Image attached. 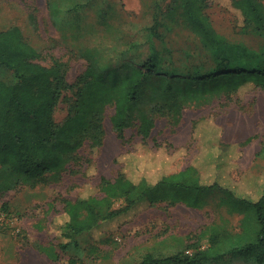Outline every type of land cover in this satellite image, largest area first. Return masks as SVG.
<instances>
[{"label": "trees", "instance_id": "obj_1", "mask_svg": "<svg viewBox=\"0 0 264 264\" xmlns=\"http://www.w3.org/2000/svg\"><path fill=\"white\" fill-rule=\"evenodd\" d=\"M210 1L173 0L167 15L171 20L180 16L199 39L206 52L205 63L199 66L192 61L174 67L156 50L142 63L128 58L116 67L104 68L90 57L84 73L71 84L68 65L59 60L44 65L43 55L27 43L20 28L0 32V68L14 76L13 83L0 81V196L21 187L59 183L65 173H74L71 168L83 159L79 151L85 144L92 153L103 146L109 109L114 111L110 120L119 139L136 127L146 140L158 119L178 126L188 106L246 90L264 91V3L229 0L243 27L240 37H229L208 15ZM61 105L67 115L58 122ZM212 123H196L200 153L188 168L170 171L166 161L156 160L148 176L138 177L126 166L115 180L102 178L94 192L86 186L75 201L64 200L58 249L40 246L39 251L58 263L61 253L79 248L78 237H95L106 224L117 223L119 228L143 209L167 203L208 208L217 219L188 247L192 253L166 258L149 254L139 264H217L230 258L264 264V179L257 185L249 181L250 196H239L229 171L237 167L240 146L225 143ZM212 166L216 171L210 170ZM118 201L123 204L116 208ZM7 208L3 204L0 210ZM110 241V234H104L95 242ZM67 264L81 263L70 258Z\"/></svg>", "mask_w": 264, "mask_h": 264}, {"label": "rangeland", "instance_id": "obj_2", "mask_svg": "<svg viewBox=\"0 0 264 264\" xmlns=\"http://www.w3.org/2000/svg\"><path fill=\"white\" fill-rule=\"evenodd\" d=\"M172 4L173 0H0V32L20 28L27 43L43 55L44 65L55 60L68 65L71 84L84 73L90 57L104 68L116 67L128 58L142 63L156 50L174 67H186L192 61L196 66L204 64L206 52L199 39L180 16L175 20L167 16ZM230 4L229 0H211L207 13L219 32L240 37L241 17ZM0 81L13 83L14 76L0 68ZM113 114V109L107 111L103 146L92 153L85 144L79 151L83 159L71 168L74 173H65L59 183L21 187L0 196V208L8 206L7 211L0 210V264H67L70 258L81 264H139L149 254L166 258L192 253L188 247L216 221L217 214L208 208L170 207L167 203L143 209L119 228L117 223L106 224L95 237H78L79 248L61 253L58 263L38 247L58 249L63 201H75L86 186L94 192L102 178L115 180L126 166L136 170L138 177L148 176L156 168V160L166 161L170 171L188 168L200 153L195 132L201 120L212 121L225 143L239 145L244 151L241 167L231 170V177L239 178L245 170H264L262 90L222 95L188 106L178 126L158 119L146 140L136 127L119 139L110 120ZM66 115V107L61 105L56 120L61 122ZM146 158V164H132ZM210 170L216 171L214 166ZM122 204L118 201L115 207ZM237 222L235 219L234 224ZM104 234H110V244L96 243ZM217 264L257 263L230 258Z\"/></svg>", "mask_w": 264, "mask_h": 264}, {"label": "crops", "instance_id": "obj_3", "mask_svg": "<svg viewBox=\"0 0 264 264\" xmlns=\"http://www.w3.org/2000/svg\"><path fill=\"white\" fill-rule=\"evenodd\" d=\"M238 152H240L241 158L239 159L238 164H236L237 167L231 169L232 171L238 170L239 169V166L241 167V160L244 157V151L241 148H238ZM231 170L229 172H231ZM263 179H264V170L261 171V172H259V173L253 172L251 170H245V172H243L239 176V178H235V179L233 178V180L235 181L234 183H238V186H239V196L245 197V198H248L250 196V194L247 191L248 188H249L248 187V182L249 181H250V183L254 182V184L257 185V184H261V182L263 181Z\"/></svg>", "mask_w": 264, "mask_h": 264}]
</instances>
